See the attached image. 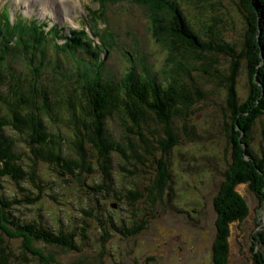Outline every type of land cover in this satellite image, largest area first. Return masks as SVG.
I'll use <instances>...</instances> for the list:
<instances>
[{"label":"rangeland","instance_id":"1","mask_svg":"<svg viewBox=\"0 0 264 264\" xmlns=\"http://www.w3.org/2000/svg\"><path fill=\"white\" fill-rule=\"evenodd\" d=\"M37 1L0 0V20L8 13L13 21L32 18L57 26L61 34L54 43H62L67 35L72 36V31L80 32L83 28L85 37L94 40L95 46L101 44L99 35L106 27L105 34H112L111 47L103 50L99 58L103 61L101 76L108 82H117L130 59L136 63L143 60L154 69L165 61L167 53L150 34L148 12L138 4L129 0H104L105 6L99 10L93 0H69L74 2L70 11L66 9L72 15V22L66 21L69 28H62L65 21L60 1L53 0V4ZM176 1L198 33H202L203 24L214 23L213 32L219 41H226L236 53L240 51L246 23L236 0ZM201 37L216 38L208 36L207 31ZM90 45L94 46L91 42ZM11 59L12 66L23 77L24 60L19 56ZM192 59L190 74L183 76L192 103L181 107V112L173 116L172 127L178 140L167 153L155 141L164 136L162 125L150 114L146 122L140 121L139 129L125 114L115 111L106 120L105 136L114 145H120L127 157L114 150L106 159L98 158L85 139L76 137L82 143L90 171L77 168L74 176L60 175L61 169L54 162L39 158L35 162V181L28 177L18 181L9 176L0 177V197L17 200L11 204L10 212L18 223H32L51 233L76 234L72 248L31 239L29 243L36 253L25 248V237L3 235L0 264L1 260L5 264H213L217 231L213 198L226 178L231 161L226 136L231 118L225 78L232 58L218 51L204 52ZM77 60L92 62L82 50L72 58L51 43L46 47L41 67L42 80L52 101L45 117L46 128L59 140L57 146L62 154L73 159L79 157L77 141L76 145L72 141L74 134L77 128L86 131L81 121L75 122L72 118L77 114L86 122L78 104L76 72L80 65ZM238 61L234 87L236 98L241 102L250 84L244 58ZM196 87L201 95L194 93ZM5 130L16 138V151L22 165L29 169L34 158L29 147L11 128ZM143 140L150 152L145 151ZM250 143L254 154L264 159L263 115L252 126ZM130 144L138 157L132 153ZM160 160L168 179L159 191L152 183ZM236 190L244 197L248 213L228 227V264H256L254 251H260L264 258V245L257 235L264 229V206H260L247 184L238 183ZM130 191L140 196L133 199ZM36 194L39 198L28 204L27 198ZM112 203H116L115 208L111 207ZM120 228L138 229L126 238L119 234ZM191 248H194V260L190 256Z\"/></svg>","mask_w":264,"mask_h":264},{"label":"trees","instance_id":"2","mask_svg":"<svg viewBox=\"0 0 264 264\" xmlns=\"http://www.w3.org/2000/svg\"><path fill=\"white\" fill-rule=\"evenodd\" d=\"M93 1L98 4L99 10L105 6L104 0ZM129 1L147 10L150 34L167 56L157 69L143 60L136 63L130 59L129 66L115 83L106 81L100 73L103 61L99 55L111 47L112 34H105L106 27L99 35L101 44L97 46L90 45V38L85 37L83 28L80 32L72 31L73 35L65 37L62 43H54L61 34L57 26L47 28L46 22H38L32 18L11 22L9 14H4L0 20V177L9 176L16 181L28 177L35 181V162L39 158L54 162L61 169L60 175L74 176L77 168L90 171L82 143L76 137L85 139L89 149L94 150L98 158L106 159L109 152L114 150H119L127 157L120 145H114L105 136L106 120L115 111L125 114L132 125L139 129L140 121L146 122L150 114L162 125L164 136L155 141L160 150L167 153L178 140L172 127L173 116L181 112V107H188L192 103V96L183 79L184 75L190 74L189 68L194 60L192 58L204 52L227 53L232 58L225 78L227 110L231 118L226 136L230 145L231 161L226 178L213 198L217 231L212 259L213 264H228V227L231 222L241 220L248 213L247 203L236 190V185L247 184L257 196L260 206H264V159H259L254 154L250 143V133L255 120L260 115L264 116V0H236L238 10L246 23L243 45L237 53L226 41H219L213 32L214 23L203 24L202 33H198L194 23L186 18L176 0ZM103 14L101 10L100 15ZM205 31L208 36L214 35L216 38L203 39L201 34ZM51 43L57 50L67 52L72 58L78 50L88 53L92 58L91 64L85 62V59L77 60L80 65L76 72L77 95L80 96L78 104L86 116V122L83 118H78L77 114L72 116L75 122L81 121L86 129L83 132L77 128V133L72 139L75 145L77 141L78 159L62 154L61 148L57 146L59 140L48 132L45 125V117L52 101L42 80L41 67L46 47ZM15 56L21 57L26 65L22 70L23 77L11 64V58ZM240 57L244 58L248 69L250 90L246 97L238 102L234 82ZM194 93L201 95L197 87ZM178 103L182 105L178 106ZM6 128H11L14 133L20 135L33 154L29 169L25 164L22 165L20 154L16 151V138L7 133ZM128 128L130 129L129 125ZM138 135L141 136V133L138 132ZM143 143L145 151L150 152L146 140H143ZM130 146L132 153L138 157L135 148L131 144ZM158 162L159 167L152 187L160 191L168 179V173L163 162ZM130 196L136 199L140 194L130 191ZM38 198L37 194L27 198V203H34ZM14 201L17 200H5L0 197V253L4 250L3 235L9 238L25 237V248L34 253L36 250L29 243L31 239L73 247L76 237L74 232L51 233L32 223H18L10 212ZM257 235L264 245V229L257 232ZM254 247L255 243L251 249ZM253 258L256 264H264L260 251H254ZM1 264H5L4 260H1Z\"/></svg>","mask_w":264,"mask_h":264},{"label":"flooded vegetation","instance_id":"3","mask_svg":"<svg viewBox=\"0 0 264 264\" xmlns=\"http://www.w3.org/2000/svg\"><path fill=\"white\" fill-rule=\"evenodd\" d=\"M133 230L131 228H128V229H123V228H120V232L119 234L125 236L126 238L129 237V236H132L134 234H136L137 232H132ZM190 256L193 258L194 260V248H191L190 249ZM192 260V259H191Z\"/></svg>","mask_w":264,"mask_h":264},{"label":"bare ground","instance_id":"4","mask_svg":"<svg viewBox=\"0 0 264 264\" xmlns=\"http://www.w3.org/2000/svg\"><path fill=\"white\" fill-rule=\"evenodd\" d=\"M35 1H37V0H35ZM44 1L46 2V0H38L37 2L40 4H43ZM47 1H50V3L53 4V2H52L53 0H47ZM59 1L62 5H64V6L66 5L65 8L68 9V11H70L71 7H73V6H70L69 2H66V0H59Z\"/></svg>","mask_w":264,"mask_h":264},{"label":"water","instance_id":"5","mask_svg":"<svg viewBox=\"0 0 264 264\" xmlns=\"http://www.w3.org/2000/svg\"><path fill=\"white\" fill-rule=\"evenodd\" d=\"M111 205V207H116V203H112V204H110Z\"/></svg>","mask_w":264,"mask_h":264}]
</instances>
